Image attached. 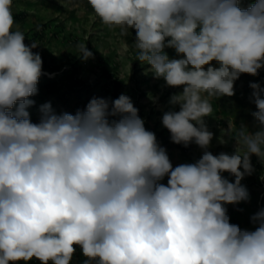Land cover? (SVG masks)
<instances>
[{
	"label": "clouds",
	"instance_id": "obj_1",
	"mask_svg": "<svg viewBox=\"0 0 264 264\" xmlns=\"http://www.w3.org/2000/svg\"><path fill=\"white\" fill-rule=\"evenodd\" d=\"M88 3L104 25L135 31L136 60L155 79L183 88L161 123L171 142L202 155L174 167L127 94L93 97L75 114L48 102L32 122L39 45L14 30L13 0H0V264H72L77 247L82 264H264V208L246 229L226 207L250 199L241 181L255 171L251 157L264 163V87L249 85L257 130L229 136L231 154L209 151L205 121L212 98L233 96L242 74L264 68V0ZM78 51L93 57L85 44Z\"/></svg>",
	"mask_w": 264,
	"mask_h": 264
},
{
	"label": "rangeland",
	"instance_id": "obj_2",
	"mask_svg": "<svg viewBox=\"0 0 264 264\" xmlns=\"http://www.w3.org/2000/svg\"><path fill=\"white\" fill-rule=\"evenodd\" d=\"M252 2L240 0V6L247 8ZM12 12L14 30L22 31L26 41L38 43L37 52L41 58L51 61L56 69L42 71L38 94L30 97L35 102L28 109L32 122L39 121L40 106L48 102L57 114H75L86 108L88 97L114 100L127 94L139 110L145 128L160 137L158 143L166 149L174 167L194 162L202 155V150L194 143L185 147L171 142L169 131L162 126L161 117L171 107L168 103L171 95L182 92L183 88L165 86L162 79L154 78L149 65L136 60L134 30L124 32L119 27L104 25L88 0H13ZM80 44H85L93 53L92 58L84 61L78 57ZM165 51L169 58H177L174 49L166 48ZM72 73L87 87L69 90L67 82ZM250 83L264 87V68L257 76L242 74L234 82L233 96L211 99L213 112L205 121L214 134L209 148L214 155L220 152L231 154L235 150V140L229 136L235 138L241 125L250 132L257 130L250 114L256 111L250 101ZM175 110H179L178 106ZM221 139L226 143H221ZM251 162L255 171L241 181L250 199L226 205L230 222L246 229H253L250 217L264 208V163L254 155ZM223 175L234 181L228 173ZM161 183L167 184V177Z\"/></svg>",
	"mask_w": 264,
	"mask_h": 264
},
{
	"label": "trees",
	"instance_id": "obj_3",
	"mask_svg": "<svg viewBox=\"0 0 264 264\" xmlns=\"http://www.w3.org/2000/svg\"><path fill=\"white\" fill-rule=\"evenodd\" d=\"M17 17V16H16ZM25 43L30 45L31 44V41H26L25 39ZM37 48L36 49H33L34 52H37ZM42 71H45V72H53V71H56L55 67H52L51 65V61L45 59L42 57ZM260 71V70H259ZM52 86V83H50ZM68 87L69 90H72V91H77L79 89H82L84 87H87V85L85 83H83L82 81H80L79 79H76L73 77V73L71 76L68 77ZM93 98L92 97H88L86 99L87 101V104L88 102L90 101V99ZM157 141L160 142V137L157 136ZM165 143V142H164ZM86 259V257H84L80 251V249L77 247V250H76V253L74 254L73 258H72V264H82V262ZM20 264H24V262H20ZM28 264H40L39 262H37L36 260H32V261H29Z\"/></svg>",
	"mask_w": 264,
	"mask_h": 264
}]
</instances>
